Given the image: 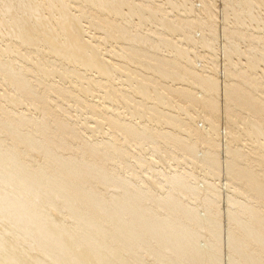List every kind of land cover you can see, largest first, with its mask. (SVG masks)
<instances>
[{"label": "bare ground", "instance_id": "bare-ground-1", "mask_svg": "<svg viewBox=\"0 0 264 264\" xmlns=\"http://www.w3.org/2000/svg\"><path fill=\"white\" fill-rule=\"evenodd\" d=\"M0 264H264V0H0Z\"/></svg>", "mask_w": 264, "mask_h": 264}]
</instances>
